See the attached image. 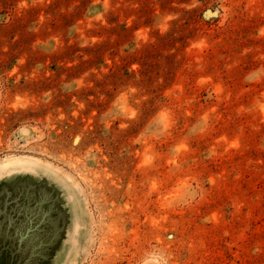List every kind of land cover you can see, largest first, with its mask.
Instances as JSON below:
<instances>
[{
  "label": "rangeland",
  "instance_id": "rangeland-1",
  "mask_svg": "<svg viewBox=\"0 0 264 264\" xmlns=\"http://www.w3.org/2000/svg\"><path fill=\"white\" fill-rule=\"evenodd\" d=\"M0 264H264V0H0Z\"/></svg>",
  "mask_w": 264,
  "mask_h": 264
}]
</instances>
